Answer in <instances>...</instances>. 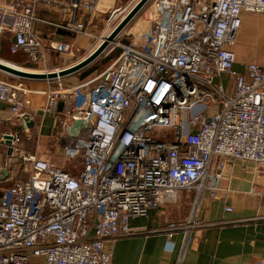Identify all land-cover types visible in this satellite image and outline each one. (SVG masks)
<instances>
[{
	"label": "built area",
	"instance_id": "obj_1",
	"mask_svg": "<svg viewBox=\"0 0 264 264\" xmlns=\"http://www.w3.org/2000/svg\"><path fill=\"white\" fill-rule=\"evenodd\" d=\"M148 4L141 44L110 46L109 53H120L100 74L66 89L58 78L57 90L44 93V113L66 107L58 137L78 171L21 152V135L5 134L12 151L0 165V264H111L112 241L158 233L169 241L183 237L181 262L193 233L260 219L210 222L199 212L209 181L217 188L226 162H252L264 171V68L251 63L238 72L232 49L244 13L264 14V0ZM41 9L60 14L57 27L85 37L93 36L100 10L97 0H0V40L11 35L10 53L35 64L71 49L38 34ZM128 13V6L111 11L107 26ZM31 93L22 82L0 78V102L24 125ZM76 119L90 126L69 138L65 128ZM13 159L27 179L3 177ZM183 192L196 196L187 218L148 232L130 226L132 218L173 207Z\"/></svg>",
	"mask_w": 264,
	"mask_h": 264
},
{
	"label": "crops",
	"instance_id": "obj_2",
	"mask_svg": "<svg viewBox=\"0 0 264 264\" xmlns=\"http://www.w3.org/2000/svg\"><path fill=\"white\" fill-rule=\"evenodd\" d=\"M97 1L98 9L100 10L96 16L95 25L92 27V37H85L71 31L62 30L57 27L60 21V14L45 9H41L39 12L40 21L35 26L36 31L46 40L47 44L53 42L56 46H61L62 48L70 46L72 50H87L89 47H92L90 42H92L93 38H96V32L102 26L105 28L107 25V18L111 11L128 6L130 12L139 2V0ZM148 27L133 28V31L128 36V43L134 41L135 45L141 44L137 40ZM8 39L9 49L14 40L11 35H4L0 41L3 42V40ZM232 49L237 56L235 69L238 72L244 74L246 66L251 63L259 64L264 68V14L244 13L243 24L236 44ZM8 52L10 51L8 50ZM66 55H68L66 51H51L47 54L46 62L43 64L46 65L52 59L53 61H61L66 64ZM26 57L28 63L41 65L34 64L29 56L26 55ZM30 68L32 67L30 66ZM27 71L35 72L29 69ZM66 81L69 83L68 80H64L65 89L66 85L67 87H71ZM31 83L33 82H30L28 86L24 85L32 92L29 97L32 103L31 107H29V112L31 118L34 120V126L30 130V135L26 134V126L22 124V120L15 118L9 110V106L0 102V139L5 134L11 132H19L23 140L24 137L32 139L36 134L45 138L56 139L55 137H57L59 139L60 124H58V120L60 117H63L66 107H64L63 102L60 103L57 115L43 112L48 104V97L44 93L50 90H57L56 80H46V86H42L40 89L38 87L35 89ZM41 115L43 119L39 122L36 119ZM32 130H36V132ZM61 141H59V147L55 146L57 156L51 157V159L53 158L52 160L55 163L65 168L63 166L65 158L63 143ZM7 146L5 147L6 149ZM21 152L32 154L25 152L22 148ZM4 159V154L0 152V165L2 166L7 160ZM16 161L17 159H13L8 162L6 168L8 170V177L27 179L28 176L23 177L24 172L22 171L20 162ZM217 163L218 161L216 160L214 169L217 167ZM215 184L214 180L209 181L210 189L202 196L199 212L202 220L220 222L241 220L243 218L260 219L246 224L213 227L193 233L181 262L179 261V256L183 237L180 234L170 241L161 233L149 236L142 234L135 238L112 241L108 248L112 256L111 264H264V171H259L252 162H226L218 186L213 190L212 187ZM6 185H10V183L8 182ZM194 196L193 192L191 195L183 194L173 207L151 211L148 217L132 218L130 226L134 229L148 232L161 228L168 221L187 218L190 211H192ZM226 208H231L232 211L229 212Z\"/></svg>",
	"mask_w": 264,
	"mask_h": 264
},
{
	"label": "rangeland",
	"instance_id": "obj_3",
	"mask_svg": "<svg viewBox=\"0 0 264 264\" xmlns=\"http://www.w3.org/2000/svg\"><path fill=\"white\" fill-rule=\"evenodd\" d=\"M150 9H151V4H148L146 6L145 11H150ZM143 10L126 27V29L117 37L114 44H112L111 46L114 47L119 42L127 44L129 42L128 36L133 31V28L134 29L135 28H141L142 26L145 28L148 27V22L145 18ZM121 20H122V18L120 17L118 20L112 22L109 26H107L106 24H105L106 25L105 28L102 26L101 29H99L96 32V36H95L96 38H93L91 40L92 41V42H90V44L92 45L91 48L89 47L87 50L86 49L85 50L84 49H78V50L70 49L69 51H66V53L69 55V56L66 55V64L64 62H61V61H53V59H52V61L48 62L46 65H44L43 63H39L41 65H32V63L30 64L27 62L28 59H27L25 54H18L15 56V55L11 54L10 52H8V50H9L8 49L9 39L3 40V42L0 41V60L6 61V62L11 63L13 65H16L18 67H22L23 69H26V70L29 69V70H32L35 72H37V71L40 73L59 72L63 69H67L70 66L75 65V64L81 62L82 60L86 59V57H88L91 53H93L97 49V47L101 43H103L102 39L104 40V38H107L109 36V34L112 32V30L115 27H117V25L121 22ZM136 35H138V34H136ZM131 39H133V37H131ZM119 53H120V49H116V50H114V52H111V53H109V49H108L97 60H95L91 65H89L85 69L81 70L80 72H78L76 74L68 75V76L64 77V79L60 78L61 82L64 84V80H68L69 83L67 81L66 82L71 87H73V85H76V86L80 85L83 82H85L86 80H90V79L94 78L95 76H97L98 74H100L113 60H115V58L119 55ZM30 66L32 68H30ZM87 72H88V74H86V76H85L84 74ZM83 76H84V78H83ZM0 78L6 79V80H12V81H16V82H22L26 86H28L30 84V82H33L31 84H32V86L35 87V89L37 87L40 89L42 86H46V80L27 81V80L12 79V78L6 76L5 74H3L1 72H0ZM69 78H72V79H69ZM35 82H38V83H35ZM55 84H56V86L58 85V83H55ZM227 85H229V82L227 83ZM31 94L29 95V97L31 96ZM31 104L32 103H30L29 106H31ZM42 119H43V116L41 115L36 120L40 122ZM61 120H62V118L60 117L58 120L59 122L57 121L58 124H60ZM163 129H165V128H163ZM32 131L36 132V130H32ZM11 133H16L18 135H21L19 132H11ZM20 137H22V136H20ZM55 138L56 139L45 138L44 136L41 137L38 134L34 135L32 139H28V137H24V140L21 143V145H22L21 148L27 153L37 154L38 156H40L43 159L52 160L53 158L51 159V157L57 156V154H56L57 150H56L55 146L59 147V145H60V142H59L60 140L57 137H55ZM64 160H63V162H64L63 166H65V168L71 169L74 172L78 171V168H76L74 166V164L75 165L78 164V160H71L70 162L66 158H64ZM16 162H18V161H16ZM57 165L62 167V165H59V164H57ZM27 176H28V174H27V172H25L23 174V177H27ZM183 194H186V195L190 194L191 195L192 192H183L181 195H183ZM195 198H196V196H194V199Z\"/></svg>",
	"mask_w": 264,
	"mask_h": 264
},
{
	"label": "water",
	"instance_id": "obj_4",
	"mask_svg": "<svg viewBox=\"0 0 264 264\" xmlns=\"http://www.w3.org/2000/svg\"><path fill=\"white\" fill-rule=\"evenodd\" d=\"M150 1L151 0H139V2L130 10V12L121 20V22L117 25V27H115L112 30L109 36L103 40V43H101L93 53H91L88 57H86V59L82 60L81 62L67 69H63L59 72H53V73L30 72L0 60V72L12 79L27 80V81L54 80V79L56 80L58 78H64L68 75L76 74L81 70L85 69L86 67H88L89 65H91L103 53H105L108 50V48L112 44H114L117 37L126 29V27L136 18V16L145 8V6ZM24 122L26 123L25 132L29 136L30 130L34 126V120L31 118V116L26 115L24 117ZM89 126L90 123L88 120L76 119L74 125H69L65 128V134L69 138H75L79 135L81 130L88 128ZM11 143H12L11 137L8 135H4L0 139V152L4 154V158H5L4 160H6V157L8 156L7 154L11 153L12 151L9 150L7 153V149L5 147L7 145L8 146L11 145ZM6 177H8V170L4 171V178ZM1 196H2V192H0V198Z\"/></svg>",
	"mask_w": 264,
	"mask_h": 264
},
{
	"label": "bare ground",
	"instance_id": "obj_5",
	"mask_svg": "<svg viewBox=\"0 0 264 264\" xmlns=\"http://www.w3.org/2000/svg\"><path fill=\"white\" fill-rule=\"evenodd\" d=\"M104 39H106V38H104ZM102 42H103V39H102ZM4 62H6V61H4ZM6 63H8V62H6ZM11 64V63H10ZM13 65V64H12ZM15 66V65H14ZM77 116H80V112H78L77 113Z\"/></svg>",
	"mask_w": 264,
	"mask_h": 264
},
{
	"label": "trees",
	"instance_id": "obj_6",
	"mask_svg": "<svg viewBox=\"0 0 264 264\" xmlns=\"http://www.w3.org/2000/svg\"><path fill=\"white\" fill-rule=\"evenodd\" d=\"M86 74H88V72H87V73H85L84 75L86 76ZM83 78H84V76H83Z\"/></svg>",
	"mask_w": 264,
	"mask_h": 264
}]
</instances>
